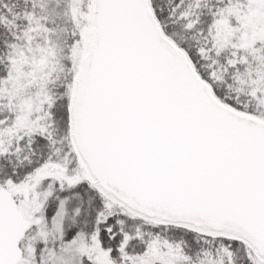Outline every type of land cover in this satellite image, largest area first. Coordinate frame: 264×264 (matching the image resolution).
<instances>
[{
  "label": "snow or ice",
  "instance_id": "snow-or-ice-1",
  "mask_svg": "<svg viewBox=\"0 0 264 264\" xmlns=\"http://www.w3.org/2000/svg\"><path fill=\"white\" fill-rule=\"evenodd\" d=\"M0 264H264V0H0Z\"/></svg>",
  "mask_w": 264,
  "mask_h": 264
}]
</instances>
